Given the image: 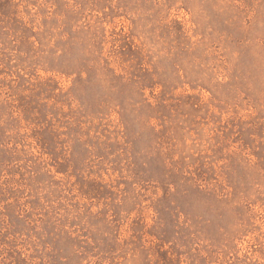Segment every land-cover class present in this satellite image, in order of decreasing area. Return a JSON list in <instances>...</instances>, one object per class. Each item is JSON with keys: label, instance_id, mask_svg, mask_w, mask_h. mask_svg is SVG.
<instances>
[{"label": "rangeland", "instance_id": "374dc122", "mask_svg": "<svg viewBox=\"0 0 264 264\" xmlns=\"http://www.w3.org/2000/svg\"><path fill=\"white\" fill-rule=\"evenodd\" d=\"M0 264H264V0H0Z\"/></svg>", "mask_w": 264, "mask_h": 264}]
</instances>
